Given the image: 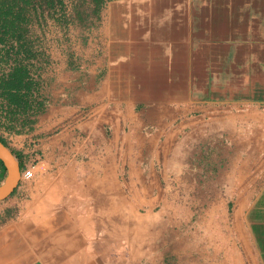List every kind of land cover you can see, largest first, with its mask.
Masks as SVG:
<instances>
[{
    "label": "crops",
    "instance_id": "crops-1",
    "mask_svg": "<svg viewBox=\"0 0 264 264\" xmlns=\"http://www.w3.org/2000/svg\"><path fill=\"white\" fill-rule=\"evenodd\" d=\"M101 12L79 50L55 43L48 105L15 135L44 172L0 222V264L256 258L250 234L232 245L201 220L234 201L264 237V0H105Z\"/></svg>",
    "mask_w": 264,
    "mask_h": 264
},
{
    "label": "rangeland",
    "instance_id": "rangeland-1",
    "mask_svg": "<svg viewBox=\"0 0 264 264\" xmlns=\"http://www.w3.org/2000/svg\"><path fill=\"white\" fill-rule=\"evenodd\" d=\"M35 2L37 6L38 1L36 0ZM29 7V18L31 20L29 24L26 25L28 27V32L25 35V39H27L30 48L33 49V56L31 54L33 57H31V59L34 63L33 71L36 74L38 72L40 73L43 86L46 85V83L50 85L51 79L47 74L53 70V63H55V43H57L56 46L61 49L62 44L69 42V45L72 46L68 48L75 49L76 51L79 50V47L83 43L86 44L91 36H95L96 30H98V27L102 24V12L101 9H98L96 0H57L56 7L53 8L50 13L46 12L43 17L40 16V11L34 10L33 5ZM98 22H100L99 25ZM83 62L82 60L74 58L70 61V65H81ZM0 132L7 138L10 146L21 153L25 163L24 170L35 166L34 175L31 178L27 179L22 177L21 187L17 193L0 203V222H5L13 218L15 220L18 217L19 213L22 211L23 200L32 196V185L33 182L36 181L35 179H37V170L41 169L39 171L44 172V167L40 165V158L35 152L17 147L19 143H17L18 141L15 135L20 133L10 132L1 125ZM210 142L216 143L215 147L223 151L227 141L221 134H218V136H215ZM217 159H219V164L221 163V166L218 167L220 171L216 175H218V178H221L222 174L228 169V163H226V157L217 156ZM38 165H40V167ZM233 191L238 195L240 189L237 188ZM200 206L202 205H198V209ZM225 207L227 209L226 212L223 210ZM235 210L236 205L234 201L226 205H218L216 214L217 219L215 218L214 221L201 220V224L205 226L206 224L203 222L212 223V226L216 227L217 235L222 238H225L226 234L228 235L230 233L229 230H231L232 245L234 243L241 246V231L244 233L246 232L248 235L250 234L251 249L256 258H254L250 252L248 261L243 262V264H264L263 235L256 226H252L250 219L245 218L242 219L243 221H237L236 217H234ZM196 221L198 222L197 216L190 221L187 219H177V224L171 221L170 233L174 230H178L177 232L184 230V233L185 231L188 233V229L191 230L201 226V224L198 225L199 223H196ZM240 228L241 230L239 231ZM222 255H224V253ZM233 258L234 262L236 258ZM165 261L166 264H175L176 256L170 253L165 257Z\"/></svg>",
    "mask_w": 264,
    "mask_h": 264
},
{
    "label": "trees",
    "instance_id": "trees-1",
    "mask_svg": "<svg viewBox=\"0 0 264 264\" xmlns=\"http://www.w3.org/2000/svg\"><path fill=\"white\" fill-rule=\"evenodd\" d=\"M35 1L0 0V125L14 133L29 131L37 116L48 105L40 73L33 71V49L25 35L28 32L26 25L31 20L29 6L33 5L34 10L40 11L43 17L56 7L57 0H37V6ZM96 2L100 10L105 0ZM0 139L14 151L24 171L25 163L21 153L10 146L1 132ZM6 174L7 168L0 159V184Z\"/></svg>",
    "mask_w": 264,
    "mask_h": 264
},
{
    "label": "water",
    "instance_id": "water-1",
    "mask_svg": "<svg viewBox=\"0 0 264 264\" xmlns=\"http://www.w3.org/2000/svg\"><path fill=\"white\" fill-rule=\"evenodd\" d=\"M0 159L7 168V174L0 184V202L11 197L22 181L21 162L14 151L0 139Z\"/></svg>",
    "mask_w": 264,
    "mask_h": 264
},
{
    "label": "built area",
    "instance_id": "built-area-1",
    "mask_svg": "<svg viewBox=\"0 0 264 264\" xmlns=\"http://www.w3.org/2000/svg\"><path fill=\"white\" fill-rule=\"evenodd\" d=\"M34 168L35 166L25 169L22 177L27 179L31 178L34 175Z\"/></svg>",
    "mask_w": 264,
    "mask_h": 264
}]
</instances>
